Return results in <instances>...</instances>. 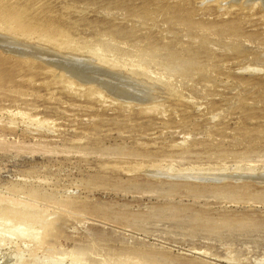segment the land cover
<instances>
[{
    "label": "rangeland",
    "instance_id": "obj_1",
    "mask_svg": "<svg viewBox=\"0 0 264 264\" xmlns=\"http://www.w3.org/2000/svg\"><path fill=\"white\" fill-rule=\"evenodd\" d=\"M227 5L0 0V264H264V10Z\"/></svg>",
    "mask_w": 264,
    "mask_h": 264
},
{
    "label": "bare ground",
    "instance_id": "obj_2",
    "mask_svg": "<svg viewBox=\"0 0 264 264\" xmlns=\"http://www.w3.org/2000/svg\"><path fill=\"white\" fill-rule=\"evenodd\" d=\"M225 3H227L228 5L227 6H229V4H230V6L233 4V5H239V6H242V7H254V6H258V7H260L262 10H264V4L261 2V0H223ZM222 5V4H221ZM259 8V9H260ZM226 9V8H225ZM1 15V14H0ZM1 18H3L4 19V17L2 16V17H0V22L2 21V23L5 21V20H1ZM9 22V20H7V22L6 23H8ZM5 23V22H4ZM5 25V24H4ZM5 27V26H4ZM9 27H12L11 25H9ZM1 29H4L3 27H1L0 26V30ZM15 29H17V28H14V30ZM13 30V32H15ZM5 31H6V29H5ZM10 31H12V29L10 28ZM3 31L1 30V33H2ZM18 32V31H17ZM0 33V34H1ZM4 33V32H3ZM7 33V32H6ZM28 33V32H27ZM8 34V33H7ZM14 34V33H13ZM37 34V33H36ZM1 37H3L2 36V34L0 35ZM8 36V35H7ZM45 37V36H44ZM47 37V36H46ZM2 39V38H1ZM50 39V38H49ZM23 40V39H22ZM1 45V44H0ZM2 45H4V44H2ZM19 46H21V45H19ZM38 47V46H37ZM33 48V50H32V52H33V54H42V51H43V47L41 48L40 46L38 47V48ZM0 48H1V46H0ZM95 49V48H94ZM14 50V49H13ZM18 50V49H17ZM93 50V49H92ZM92 50L90 49V52H92ZM15 51V50H14ZM48 51V50H47ZM94 51V50H93ZM97 51H98V49H97ZM96 50H95V52H97ZM18 52V51H17ZM102 52V51H101ZM19 53H21L20 51H19ZM43 54H47V52H45V53H43ZM49 54V53H48ZM93 54V53H92ZM102 54V53H101ZM19 55V54H18ZM99 56H102V55H100L99 54ZM89 57H90V59H95V60H97L98 62H99V64H101V63H103V62H100V57L98 58V57H96V55L93 57V56H91V55H89ZM102 58H105L104 56L102 57ZM106 60H107V57H106ZM109 60V59H108ZM105 62V61H104ZM107 62V61H106ZM108 63V62H107ZM113 63V62H112ZM105 64V63H104ZM139 64V63H138ZM103 65V64H102ZM105 66V65H104ZM125 67V66H124ZM116 70V69H115ZM119 72H122V71H119ZM113 73V72H112ZM117 73H118V71H117ZM117 73H115L114 72V74H116V75H119V76H126L127 74L125 73V74H117ZM123 73V72H122ZM140 75V74H139ZM138 78V77H137ZM139 79V78H138ZM142 79V77L139 79V80H141ZM143 80H144V78H143ZM142 80V81H143ZM151 82V81H150ZM132 85H134V86H138V87H141L142 88V93H143V95H142V97L140 98L141 100H143L144 99V101L145 100H149L147 97H149L150 96V93H149V89L146 87V85H143V84H141V83H139V81H136V82H130ZM143 83H144V81H143ZM146 83V82H145ZM152 86V85H151ZM150 86V87H151ZM149 87V88H150ZM154 89V88H153ZM157 89V88H156ZM162 89V88H161ZM160 94V93H159ZM152 96V95H151ZM153 97V96H152ZM147 98V99H146ZM151 99V98H150ZM155 100V97H154V99H153V101ZM149 101H151V100H149ZM14 147V146H13ZM167 173V172H166ZM181 173V172H180ZM183 173V172H182ZM167 176V175H166ZM30 218H31V216H30ZM29 222V221H28Z\"/></svg>",
    "mask_w": 264,
    "mask_h": 264
},
{
    "label": "water",
    "instance_id": "obj_3",
    "mask_svg": "<svg viewBox=\"0 0 264 264\" xmlns=\"http://www.w3.org/2000/svg\"><path fill=\"white\" fill-rule=\"evenodd\" d=\"M261 2L264 4V0H261Z\"/></svg>",
    "mask_w": 264,
    "mask_h": 264
}]
</instances>
